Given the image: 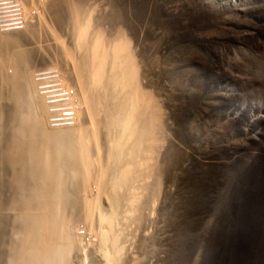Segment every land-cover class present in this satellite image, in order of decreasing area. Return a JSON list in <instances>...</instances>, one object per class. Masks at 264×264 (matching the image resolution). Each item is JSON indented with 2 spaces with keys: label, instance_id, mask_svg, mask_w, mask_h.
Segmentation results:
<instances>
[{
  "label": "rangeland",
  "instance_id": "374dc122",
  "mask_svg": "<svg viewBox=\"0 0 264 264\" xmlns=\"http://www.w3.org/2000/svg\"><path fill=\"white\" fill-rule=\"evenodd\" d=\"M24 5L25 27L0 32V264L30 257L20 215L57 206L42 132L59 127L42 102L35 130L22 66L40 102L35 72L57 69L81 110L74 125L60 127L78 133V150L89 149L88 165L71 159L61 180L74 204L58 202L70 218L62 264H264V199L253 203L262 221L250 225L227 202L239 178L252 177L249 188L264 194V0ZM133 103L130 141L118 152ZM118 153L123 161L114 155V165Z\"/></svg>",
  "mask_w": 264,
  "mask_h": 264
},
{
  "label": "bare ground",
  "instance_id": "6f19581e",
  "mask_svg": "<svg viewBox=\"0 0 264 264\" xmlns=\"http://www.w3.org/2000/svg\"><path fill=\"white\" fill-rule=\"evenodd\" d=\"M22 6H23V9H24V14H25V19H26V15L27 14H26V11H25L24 0H22ZM7 33H9V32H7ZM105 62H106V57L105 56H103L102 58L99 59V65L100 66L104 65ZM99 67H96L95 72H94V75H96L95 76L96 77V79H95L96 81L100 80L99 77L96 74V73H99L102 70V68L101 67L99 68ZM114 74H115V72H114ZM18 77H19L20 81L23 82L24 89H22V93H25V92L27 93V103L30 106L29 109L32 110V114L34 116H36L37 119H38V120H36L37 123L35 122V125H34L35 126V130H36L37 129V126L36 125H38L39 122H42V120L44 118V115H43L44 111L42 110V102H43V100L40 98V100H41V102H40L38 96L36 97V93H35L34 88H33L34 86L31 83V80L29 78L28 69H26L24 66H22V70H21L20 74L18 75ZM114 78H115V76L113 75V79ZM111 83L113 84V82H111ZM43 103H45V105H47L46 100ZM122 105L123 104H121V106ZM137 106L138 105L135 104V103L130 104V112H129V115L125 119V123H124L125 124V128H123L126 131H123L124 135L121 138H119V140L117 141V143H115V145H116L115 147L118 148V152H120L119 149L122 148V145L124 144V142L126 141V139H128V137L132 134V130H133V120H132L131 117L133 115V109L136 108ZM105 107L106 106H104V108ZM109 107H111V106H109ZM73 108L77 110V111L75 110L74 113L76 115V118L78 119V117L81 114V110H79L76 107H74V102H73ZM113 112H114V110H113ZM32 114L29 115L30 118H32ZM47 114H48L47 119H48V123H49V112H48V110H47ZM121 115L122 114H120V116ZM50 126L51 127H59V128H56V129L55 128H51V129H45V128H43V132H42L43 138L42 139H45L44 141H47V144L45 145L47 147V149L44 150V154L43 155L45 157V161H46V165H47L48 178L51 180L50 183L51 182H54V180L56 181L55 182V186H53V188H54L53 189V199L55 200L53 202L57 203L56 204L57 206H54L53 205V208L52 209L45 208L44 209V213H38V212H36L35 214H28V215L25 214L24 215V214H22L21 212L18 211L19 213L22 214V215H20V217L26 219V220L24 219V221H21V224H22V222H25L23 224H26L27 223L26 227H23V228L27 229V235H29L30 237H32L31 238L32 239L31 245H29V246L27 245V247H29V250L25 249L28 252V254H30V257L29 258L27 257L26 263H24V261L22 260L23 264H62L61 263L62 260H65L67 258V256H68L67 254H68V251H69V245L67 243L68 242L67 240H68V238H70V235L68 234V223L67 222H69L68 220L70 218L69 219H66L67 220V222H66L65 218L67 216L65 218L63 217L64 214L60 211V206H58V202L60 201V199L62 200V202L64 200V202L69 206L72 203L71 202V199L72 198L70 197V193L69 192H67V191L64 192L61 189L63 187V184L61 183V180H62V177H63V174H64V170L66 169V166L70 162L71 159H73L75 161H78L79 163L81 162L82 165H88V162H89V149H88V147L84 144V147H82L81 150H78V148L76 146V144H78L79 141H76L75 138H74L75 137V134H78L75 130H72L71 127L52 126L51 124H50ZM62 126H67V125H62ZM120 131H121V128H120ZM125 132H127V134H129V135L127 136V134H125ZM131 139H132V137H131ZM113 143H112V145H113ZM125 145H127V144H125ZM111 147H114V145L111 146ZM116 149H115V152L117 151ZM34 150H36V148ZM121 151H123V150H121ZM112 152H114V151H112ZM125 152L126 151H124L123 153H125ZM123 153L121 152V155ZM114 155H120V154L119 153L118 154H112V156H110V157H113ZM121 155L119 156V160L121 158ZM116 158H115V160L117 162L118 161L117 160L118 158L117 159ZM122 159H123V157L121 158V160ZM32 160H33V157H32ZM115 160H114V157H113V161L112 162H114V165H115ZM118 162L121 163L120 161H118ZM117 163H116V165H117ZM34 165H35V163H34ZM118 166H119V164H118ZM34 168L36 169L37 166H34ZM35 169H34V172H35ZM122 171L123 170L121 169V172ZM74 173H76V171ZM113 176H114V173H113ZM53 178H54V180H53ZM120 178L121 177H119V179L114 180V182H113L114 183V186L113 187H115L114 190L119 187L120 182H121V181L119 182ZM81 179H82V176H81ZM108 180H107V182H110V181L112 182L113 179L111 180V179L108 178ZM57 181L59 182V184L56 185ZM104 182H106V181H104ZM108 184H110V183H108ZM102 185H104V184H102ZM108 187H109L108 185H106V187L104 186L105 191H106V189ZM48 188H50V187H48ZM112 189H111V186H110V189L108 188L109 191L112 190ZM116 196L117 195H116V192H115V197ZM115 197H114V199H115ZM77 198H78V196H77ZM78 201H80V200H78ZM65 203H64V205H65ZM79 203H77V204H79ZM84 203H86V202H84ZM72 205H74V204H72ZM72 205H71V208L74 209V207ZM81 205L83 206L84 204H81ZM65 209H67V208H65ZM86 209L88 210V208H86ZM23 213H25V212H23ZM17 214L18 213H16L15 215H17ZM110 214L108 215L109 218L106 217V218H108V220L106 218H104L106 220L105 223H107L108 225L111 224V223H108V222L110 221V218L113 217V216L110 217L111 216ZM112 215H115V214H112ZM6 219H8V217L5 218L4 221H6ZM10 219H8L7 221H9ZM12 219H14V216H13ZM13 221H15V220H13ZM13 221H12V223H13ZM5 223H7V222H5ZM21 224H19V225H21ZM49 224H51V225L49 226ZM13 226H12V229H13ZM79 226H80V224H79ZM111 226H112V224H111ZM111 226H110V228H111ZM48 227H50L51 230L53 229L52 232H51V235H52L51 239H49L47 237V232L49 230ZM18 229H17V231H18ZM107 231L105 232L108 235L106 237H109V233H108L109 231L108 232ZM105 233L103 234L104 236H105ZM16 234H18V233L16 232ZM63 239H65L67 242H63L62 241ZM108 239L109 238H107V240ZM56 240H58V241H56ZM59 240L61 241V243H60ZM35 241H37L38 244H36ZM26 243H28V242H26ZM6 244H5V246H6ZM24 244H22V245H24ZM16 245H20V243L19 244H16ZM18 248L20 249V247H18ZM22 248H23V246H22ZM20 250H22V249H20ZM17 257H19V256H17ZM17 257H16V260H20V259H17ZM20 258H24V257L22 256ZM17 262H19V261H17ZM17 262H16V264H17Z\"/></svg>",
  "mask_w": 264,
  "mask_h": 264
},
{
  "label": "built area",
  "instance_id": "2783aa9c",
  "mask_svg": "<svg viewBox=\"0 0 264 264\" xmlns=\"http://www.w3.org/2000/svg\"><path fill=\"white\" fill-rule=\"evenodd\" d=\"M26 19L22 0H0V32L6 33L25 27ZM34 79L38 93L49 112V123L52 126L74 125V93L61 82L55 68H46L35 72ZM52 83V84H51ZM68 88V89H67Z\"/></svg>",
  "mask_w": 264,
  "mask_h": 264
},
{
  "label": "trees",
  "instance_id": "16d2710c",
  "mask_svg": "<svg viewBox=\"0 0 264 264\" xmlns=\"http://www.w3.org/2000/svg\"><path fill=\"white\" fill-rule=\"evenodd\" d=\"M251 178L252 177L248 178L247 181L244 180L245 184H243L242 180L239 178L232 188L229 187V195L227 196L228 203L237 204L235 206L238 207L240 211L239 220L247 223V225L251 224L249 222L250 219L252 223L256 220L261 222L263 219L262 210L260 208H256L257 206L253 205V203L254 200L259 201L258 198L264 199V194L260 193L259 190L255 191L249 188Z\"/></svg>",
  "mask_w": 264,
  "mask_h": 264
},
{
  "label": "clouds",
  "instance_id": "9594fccd",
  "mask_svg": "<svg viewBox=\"0 0 264 264\" xmlns=\"http://www.w3.org/2000/svg\"><path fill=\"white\" fill-rule=\"evenodd\" d=\"M7 33V32H6Z\"/></svg>",
  "mask_w": 264,
  "mask_h": 264
}]
</instances>
